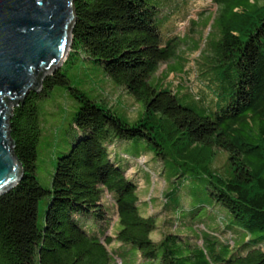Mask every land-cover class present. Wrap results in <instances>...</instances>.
I'll use <instances>...</instances> for the list:
<instances>
[{
  "label": "trees",
  "instance_id": "1",
  "mask_svg": "<svg viewBox=\"0 0 264 264\" xmlns=\"http://www.w3.org/2000/svg\"><path fill=\"white\" fill-rule=\"evenodd\" d=\"M211 2L222 36L208 55L206 71L213 68L209 72L215 81L210 82L229 96L207 111L198 110L195 100L181 102L178 91L167 85L152 82L163 63L165 78L178 71L168 63L178 55L179 40L177 35L163 36L156 4L74 0V35L63 65L74 53L95 61L113 82L143 101L144 112L130 122L105 99L91 98L73 85L63 65L44 77L40 90L14 103L10 136L23 180L0 196V264H119L110 248L115 239L135 244L146 258L161 254V264H182L168 241L175 235L153 240L155 218L140 212L139 182L130 175L142 153L130 157L123 152L129 160L124 163L118 149H109L117 141L141 142L139 138L160 157L167 156L168 144H178L189 157L204 154L207 147L211 153L214 147L228 150L233 174H212L211 194L231 210L244 237L235 251L216 253V259L218 264H264V0ZM55 85L66 86L80 105L70 123L69 147L58 151L52 185L46 187L37 178L42 133L38 107ZM43 197L45 220L40 223ZM82 217L89 218V230ZM118 222L121 228L113 233ZM230 240L225 246H231ZM192 256L195 264H211L204 248L185 257Z\"/></svg>",
  "mask_w": 264,
  "mask_h": 264
},
{
  "label": "rangeland",
  "instance_id": "2",
  "mask_svg": "<svg viewBox=\"0 0 264 264\" xmlns=\"http://www.w3.org/2000/svg\"><path fill=\"white\" fill-rule=\"evenodd\" d=\"M150 1L160 8L156 21L163 36L169 38L173 34L179 40L176 45L178 55L168 63L169 69L175 66L178 71L165 78L162 71L167 69V63H163L158 73L152 76V82L178 91L179 99L185 104L190 99L191 102L197 101L198 110H216L229 96L227 90L221 94L220 89L210 82L213 75L209 71L213 68L206 71L210 67L208 55H213L214 45L222 36L216 23L218 10L212 6L211 0ZM63 69L73 85L91 98L98 101L105 99L130 122L144 112L143 101L113 82L95 61L74 53ZM204 90L210 94L206 95ZM79 105L80 101L64 85H55L47 96L39 99L42 133L37 145V178L46 187L52 185L58 151L69 147L72 131L70 123ZM139 139L141 142L129 140L120 144L117 141L109 149L113 153L118 149L124 163L129 160L123 157V152L130 157L138 155V152L143 155L130 176L139 182L137 193L141 214L153 215L155 218L156 228L150 233L151 238L161 241L169 234L175 235L168 241L177 248L176 255L181 257L182 264H195L196 256H185L201 248L205 249L211 264L213 261L218 264L215 254H222L226 250V254H231L244 237L240 230L243 226L231 210L211 194L212 174L223 177L233 174L228 150L214 147L211 153L207 147L204 154L189 157L183 154L185 150L180 151L178 144H168L167 156L160 157L147 140ZM165 197H168L167 200ZM46 200V197L40 200V223L45 220ZM87 219L82 217L81 221L89 230ZM120 228L118 222L112 232ZM230 239H234L235 243ZM228 240L231 246H225ZM172 241L175 242L172 244ZM110 248L114 249L119 264H161V254L154 259L146 258L130 242L115 239Z\"/></svg>",
  "mask_w": 264,
  "mask_h": 264
},
{
  "label": "water",
  "instance_id": "3",
  "mask_svg": "<svg viewBox=\"0 0 264 264\" xmlns=\"http://www.w3.org/2000/svg\"><path fill=\"white\" fill-rule=\"evenodd\" d=\"M75 21L74 0H0V196L23 180L10 136L13 105L61 67Z\"/></svg>",
  "mask_w": 264,
  "mask_h": 264
}]
</instances>
